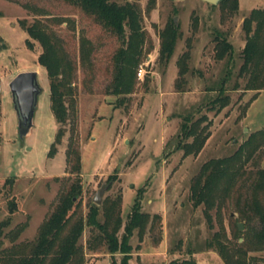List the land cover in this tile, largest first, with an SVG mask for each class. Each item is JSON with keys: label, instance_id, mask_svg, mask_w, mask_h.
<instances>
[{"label": "rangeland", "instance_id": "rangeland-1", "mask_svg": "<svg viewBox=\"0 0 264 264\" xmlns=\"http://www.w3.org/2000/svg\"><path fill=\"white\" fill-rule=\"evenodd\" d=\"M116 1L138 5L145 32L136 84L126 96L112 92V57L121 41L93 15L64 0H0V222L9 219L0 234V264H15L31 254L41 223L73 186L80 188V194L65 234L77 218L85 219L101 186L105 187L101 203L107 196H121L123 222L138 191L140 211L160 216L152 229L146 227L142 241L134 231L129 264H225L209 246L212 233L224 227L229 238L235 224L242 225L240 231L245 227L238 212L251 176L264 168V145L245 163L243 177L225 198L219 216L210 210L211 226L203 206L192 205L189 189L207 159L233 154L251 133L264 129V80L259 89H244L247 77L238 75L246 42L242 21L251 10H263L264 0H237L236 10L201 0ZM169 17L181 36L164 63L157 58L158 33ZM35 19L57 34L75 63L72 100L66 103L69 115L63 124L51 112L49 80L37 63L42 48L21 26L22 20L30 25ZM217 35L232 44L231 52L221 59L215 57ZM81 38L89 51L84 60L80 59ZM187 51L188 72L181 77L177 59ZM19 71H37L41 87L29 133L21 139L8 89L9 80ZM222 85L229 102L215 113L209 106ZM201 115L207 116L203 124L209 122L210 135L197 155L183 157L177 148L180 125L184 118ZM59 127L64 133L51 156ZM69 144L79 151L78 167L67 156ZM98 219L102 220L101 211ZM92 233L84 227L76 264L118 261L121 255H112L104 244L94 241L89 247ZM249 255L264 264V250ZM49 258L42 264H49Z\"/></svg>", "mask_w": 264, "mask_h": 264}, {"label": "trees", "instance_id": "trees-1", "mask_svg": "<svg viewBox=\"0 0 264 264\" xmlns=\"http://www.w3.org/2000/svg\"><path fill=\"white\" fill-rule=\"evenodd\" d=\"M64 1L93 15L95 20L118 36L121 44L112 57L115 68L112 92L125 96L132 93L136 84L135 72L145 41V32L141 27L142 15L138 5L130 1L116 0ZM148 2L152 4L155 0ZM217 5L223 9L236 10L237 0H220ZM196 21V17H193V22ZM241 25L246 32V42L241 50L243 62L238 75L247 77L244 89L255 90L261 88L260 83L264 80V69L262 68L264 65V9L251 10ZM21 26L29 38L36 40L42 48L37 56V63L44 67L49 80L51 112L57 122L63 124L69 115L66 103L70 105L72 100L71 84L75 63L64 50L57 34L47 30L39 19H35L30 25L22 20ZM158 36L160 46L157 58L166 63L174 51L177 39L181 36L179 26L174 23L172 17L167 19ZM214 39H216L215 57L217 59L231 52L232 44L224 37L217 35ZM26 44L33 48V43L29 39H26ZM84 44L86 40L81 38V60H84L89 53ZM188 53L189 51L182 53L177 59L178 74L181 77L188 72L186 64ZM217 93L209 106V109L215 110V113L222 111V108L229 102V95L226 94L223 85ZM206 119L205 115L195 119L190 117L183 119L180 125L181 136L177 141V148L182 150L183 157L197 155L204 147L210 135L209 122L203 124ZM63 133L64 131L59 127L54 142L50 146L49 155L52 156L55 153V144L60 142ZM262 145H264V129L251 133L233 154L222 158L207 159L194 175L189 189L190 199L193 206H203V214L208 227L211 226L210 210L215 209L216 217L219 216V209L225 198L230 196L236 182L243 177L245 163L251 160ZM68 147L67 156L72 160L73 166L78 167L79 151L71 147V144ZM244 193L245 196L238 212L245 226L243 231H240L235 224L231 237L228 238L224 227H221L212 233L211 242H209V246H214L225 264H258L249 252L264 250V168H258L251 176ZM79 194L80 188L75 189L73 186L59 197L60 200L56 207L38 229V236L31 254L20 258L15 264H42L47 257H50L49 264H76L81 257L79 255L81 248L77 242L85 226L93 231L87 241L89 247L94 241L104 244L112 255H121L118 261L112 258V264H129L132 251L129 240L134 231L137 230L138 240L142 241L146 227L149 226L148 228L152 229V222L155 220L159 223L161 219L159 215L151 216L147 212L140 211L142 196L141 191H138L125 222L122 220L119 209L121 196H107L100 205L91 204L85 219L77 218L65 234L63 230L74 216L72 209L77 204L75 198ZM100 211L102 220L98 219ZM8 223L9 219L0 222V234L2 228ZM120 229L123 231L118 235ZM182 264H190V262Z\"/></svg>", "mask_w": 264, "mask_h": 264}, {"label": "water", "instance_id": "water-1", "mask_svg": "<svg viewBox=\"0 0 264 264\" xmlns=\"http://www.w3.org/2000/svg\"><path fill=\"white\" fill-rule=\"evenodd\" d=\"M211 5H217L220 0H201ZM37 71H19L8 83L9 95L13 104L15 115H17V132L19 138H23L29 133L32 125L33 113L37 104V94L41 91L39 81H37ZM101 186L94 195V202L101 203V195L104 191ZM239 230L243 227L237 224Z\"/></svg>", "mask_w": 264, "mask_h": 264}, {"label": "built area", "instance_id": "built-area-1", "mask_svg": "<svg viewBox=\"0 0 264 264\" xmlns=\"http://www.w3.org/2000/svg\"><path fill=\"white\" fill-rule=\"evenodd\" d=\"M141 72H142V68H139L138 71H137V76H138V77H140Z\"/></svg>", "mask_w": 264, "mask_h": 264}, {"label": "crops", "instance_id": "crops-1", "mask_svg": "<svg viewBox=\"0 0 264 264\" xmlns=\"http://www.w3.org/2000/svg\"><path fill=\"white\" fill-rule=\"evenodd\" d=\"M141 254V253H140Z\"/></svg>", "mask_w": 264, "mask_h": 264}]
</instances>
